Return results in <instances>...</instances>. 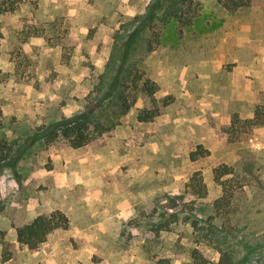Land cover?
<instances>
[{
    "label": "rangeland",
    "instance_id": "374dc122",
    "mask_svg": "<svg viewBox=\"0 0 264 264\" xmlns=\"http://www.w3.org/2000/svg\"><path fill=\"white\" fill-rule=\"evenodd\" d=\"M168 1L0 0V264H264V126L243 123L264 104V2L192 0L182 25ZM128 64L160 116L138 122L139 95L93 145L44 141ZM55 210L67 229L17 243Z\"/></svg>",
    "mask_w": 264,
    "mask_h": 264
},
{
    "label": "trees",
    "instance_id": "16d2710c",
    "mask_svg": "<svg viewBox=\"0 0 264 264\" xmlns=\"http://www.w3.org/2000/svg\"><path fill=\"white\" fill-rule=\"evenodd\" d=\"M222 8L227 11L235 12L242 9L251 8L263 3L264 0H215ZM192 0H169L166 6V12L178 23L187 25L189 19H183L182 8L189 10ZM128 47L126 45L125 50ZM114 85L113 95L107 99L103 94L97 100H92L85 105L82 112L72 119L63 121L50 129L45 136L44 141L47 144L57 143L60 147H70L73 149L93 145L103 136L109 135L115 127L120 125V118L126 115L130 109L137 103V96L144 99L142 105L136 110V120L138 122H151L160 116L169 102H159L156 99V93L159 89L157 83L143 72L139 71L134 65H122L117 69V73L112 80ZM133 86L130 87L129 85ZM137 92L133 95L131 89ZM241 119L235 115L231 122V127L236 131V123L240 124ZM247 128L264 126V104L256 106L253 115L243 121ZM1 145V142H0ZM2 147H4L2 145ZM1 149V148H0ZM201 151V147L199 148ZM197 154V153H195ZM203 153L200 152V156ZM7 155H1V160H5ZM197 156L194 155V159ZM219 170V169H217ZM227 171L216 175L219 178ZM200 186V183H199ZM69 220L60 210H55L50 214L36 216L30 223L15 228L16 241L29 250H36L44 243L50 233L57 229H67ZM196 227V225H194ZM12 251L5 248L1 259L3 262L12 258Z\"/></svg>",
    "mask_w": 264,
    "mask_h": 264
},
{
    "label": "crops",
    "instance_id": "0c3cea01",
    "mask_svg": "<svg viewBox=\"0 0 264 264\" xmlns=\"http://www.w3.org/2000/svg\"><path fill=\"white\" fill-rule=\"evenodd\" d=\"M50 234H51V233H50ZM50 234H49V235H50ZM49 235H48V236H49Z\"/></svg>",
    "mask_w": 264,
    "mask_h": 264
}]
</instances>
